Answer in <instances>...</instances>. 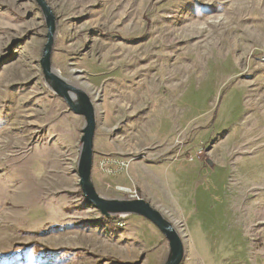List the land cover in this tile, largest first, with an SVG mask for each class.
Masks as SVG:
<instances>
[{
	"label": "rangeland",
	"instance_id": "rangeland-1",
	"mask_svg": "<svg viewBox=\"0 0 264 264\" xmlns=\"http://www.w3.org/2000/svg\"><path fill=\"white\" fill-rule=\"evenodd\" d=\"M43 2L51 72L94 108L97 193L136 191L180 264H264V0ZM47 32L37 0H0V264H164L150 221L83 197L85 119L42 71Z\"/></svg>",
	"mask_w": 264,
	"mask_h": 264
},
{
	"label": "water",
	"instance_id": "water-1",
	"mask_svg": "<svg viewBox=\"0 0 264 264\" xmlns=\"http://www.w3.org/2000/svg\"><path fill=\"white\" fill-rule=\"evenodd\" d=\"M46 16L48 27L47 42L45 43L40 64L45 77L53 82V89L56 94L62 97L68 107L76 114L82 115L85 119V125L82 128L81 149L77 164V174L79 177V185L83 197L88 203L94 205L99 212L109 217L114 214H136L150 221L167 239L170 256L164 264H180L184 255V248L181 239L172 224L166 220L161 213L152 208L150 204L143 199H105L101 197L91 183V167H92V147L93 135L95 130L94 108L89 96L79 88L66 84L58 76L51 72L50 56L53 43V34L55 30L53 16L49 8L43 0H37ZM75 93L77 100L72 98ZM208 163H211L207 159Z\"/></svg>",
	"mask_w": 264,
	"mask_h": 264
},
{
	"label": "built area",
	"instance_id": "built-area-1",
	"mask_svg": "<svg viewBox=\"0 0 264 264\" xmlns=\"http://www.w3.org/2000/svg\"><path fill=\"white\" fill-rule=\"evenodd\" d=\"M128 163L126 162V163H124V162H120V165H122V166H126ZM106 165H108L106 162H105V164L103 165V166H106ZM118 167V166H117ZM124 168V167H123ZM109 171V170H108ZM109 173H110V171H109ZM113 173V172H112ZM129 190V189H128ZM129 192H130V197H132V199L133 198H135V197H137V193H136V191H133V190H129Z\"/></svg>",
	"mask_w": 264,
	"mask_h": 264
},
{
	"label": "bare ground",
	"instance_id": "bare-ground-1",
	"mask_svg": "<svg viewBox=\"0 0 264 264\" xmlns=\"http://www.w3.org/2000/svg\"><path fill=\"white\" fill-rule=\"evenodd\" d=\"M54 74H55L56 76H58V74H57L56 72H55ZM7 142H8V141H7ZM4 145H5V144H4ZM4 145H3V146H4ZM4 147H5V146H4ZM8 157H9V156H8ZM4 159H5V158H4ZM4 159H3V160H4ZM7 159H9V158H7ZM1 160H2V159H1ZM3 160H2V161H3ZM6 161H7V160H6ZM2 163H3V162H2Z\"/></svg>",
	"mask_w": 264,
	"mask_h": 264
}]
</instances>
